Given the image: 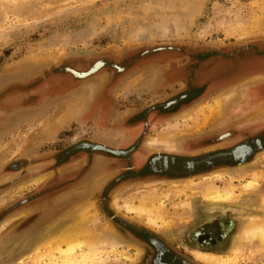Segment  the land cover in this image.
Wrapping results in <instances>:
<instances>
[{
    "label": "rangeland",
    "instance_id": "374dc122",
    "mask_svg": "<svg viewBox=\"0 0 264 264\" xmlns=\"http://www.w3.org/2000/svg\"><path fill=\"white\" fill-rule=\"evenodd\" d=\"M198 52L264 62V0H0V264H149L153 249L134 240L125 224L172 246L187 264H264V243L233 248L247 217L264 219V151L233 167L180 179L122 183L118 169L108 168L123 152L125 118L150 122L141 131L146 151L162 137L180 150L183 138L215 134L211 129L233 113L231 104L264 81V73L246 77L251 81L241 79L157 122L175 93L148 82L168 56ZM101 60L113 68H102ZM116 65L129 72L112 86L105 125L85 119ZM233 93L221 112L215 97ZM261 106L240 123L264 121L257 114ZM75 171L80 174L73 182ZM248 179L255 187L242 189ZM206 185L231 189L236 198L210 202L200 191ZM142 199L163 201L168 216L152 226L121 207ZM88 200L86 228L114 237L115 247L84 248L65 260L54 251L52 261L44 248L32 251L70 225V213Z\"/></svg>",
    "mask_w": 264,
    "mask_h": 264
},
{
    "label": "flooded vegetation",
    "instance_id": "af4514ba",
    "mask_svg": "<svg viewBox=\"0 0 264 264\" xmlns=\"http://www.w3.org/2000/svg\"><path fill=\"white\" fill-rule=\"evenodd\" d=\"M145 57V55L141 56V58ZM166 59L168 63L160 64L157 76L148 82L154 89L169 85L175 93L167 100L170 105L169 112L162 119L156 120L157 122L173 116L178 110L195 104L219 89L233 85L246 77L264 73V62H256L253 59L240 61L209 57L202 56L201 52L172 55ZM100 62L104 64L102 68L109 67L107 65L110 63L109 61L101 60ZM146 62H154V59ZM116 67L120 71L115 69L114 71L117 73H113L110 77L109 86L106 87V84L97 93L85 119L92 120L94 118V120L97 119L98 124L105 125V113L112 103L110 94L112 86L121 83L123 76L129 72V68L127 69L126 66L116 65ZM109 68H113V66ZM78 72L82 73L83 71ZM160 72L161 74H159ZM93 74L95 75V72ZM92 76L90 73L87 77ZM63 83L66 84L67 81ZM261 105H264V81L248 86L243 96L231 104L233 113L221 118L222 120L211 129L210 132L215 134L208 133L205 138L196 140L183 138L179 143L180 150L159 149L158 147L146 151L147 148L143 145L146 137L141 131L145 124L149 125L150 122L135 117L125 118L122 126L129 134L123 139L124 146L121 147L123 152L115 163L117 165L107 167L111 170L118 169L120 182L123 183L143 179L188 178L194 174L223 167H233L241 162L250 161L264 151V121L247 120L246 123H240V121L245 114L250 117V112ZM96 115L98 118L95 117ZM155 123L152 122V125ZM243 144L249 147V151L245 155L236 157L234 152ZM92 145L93 148L98 146V148L107 149L104 145ZM75 158L77 156L72 157L71 160ZM107 167L105 171L108 170ZM79 174L78 171L73 173L75 175L72 177L73 182L78 180L76 177ZM44 203L45 201L42 204ZM124 226L134 240L149 245L153 249V256L149 264H187L180 258L181 252L150 232L133 225L125 224Z\"/></svg>",
    "mask_w": 264,
    "mask_h": 264
},
{
    "label": "bare ground",
    "instance_id": "6f19581e",
    "mask_svg": "<svg viewBox=\"0 0 264 264\" xmlns=\"http://www.w3.org/2000/svg\"><path fill=\"white\" fill-rule=\"evenodd\" d=\"M97 63L95 64V67L100 65ZM248 81H251V78H246L244 80V82H248ZM228 94H223L215 97V102L218 106V109L221 112H223L226 109V107H228L230 99L233 100L236 93H233L231 95ZM207 107L211 110L213 109L212 106L210 105H208ZM260 110L264 112V106H261ZM187 115L188 114H186L185 116ZM162 140L165 142H163ZM162 140H160L161 143L157 142L156 145L154 143L149 142L151 140L149 141L147 140V143L149 142V145H152L155 148L162 147L164 149H177L178 143L177 145L176 143L173 144L170 141H166L165 139H163V137ZM248 151H249V147L243 144L242 146H239L237 148L236 153L239 155H245V153H247ZM215 174L218 175L221 173H215ZM255 184H256L255 180L248 179L244 183H242V189H250V188L252 189L255 187ZM200 191L203 193L204 197H206L210 202L217 204L231 202L236 198V196H234L233 191L231 189L220 188L217 187L216 185H206L203 188H201ZM92 204H93L92 200H88L81 206H78L76 209L74 208L75 210L70 213L72 223L64 228L61 229L58 228L52 235L39 241L32 251L36 252L44 248L49 254L48 260L52 261L53 257L55 256V254L53 253L54 251L60 258L65 260L68 257H72L76 259L77 258L76 253L82 251L84 248H86L88 251H91L95 246L104 245V244L109 245L111 247H115L118 242L114 239V237L99 236L96 235L93 231H90L86 228V223L87 221H89L88 218L90 213L87 212V208L92 207ZM262 205H264V202H262ZM121 207L125 211L132 213L138 222L144 221L148 225H152V226L159 225V221L164 220V218L168 216V211L165 208L163 201L161 200L142 199L138 203H125ZM247 218L248 220L244 222V224H241L242 226L237 231L236 239L233 242V246H234L233 248L235 251L247 245L257 246L259 242L264 243V219L259 217L257 214L250 215ZM234 225L235 224H233L230 227L229 229L230 232L234 230L235 227ZM124 257L126 259L129 258V256L126 255Z\"/></svg>",
    "mask_w": 264,
    "mask_h": 264
},
{
    "label": "crops",
    "instance_id": "0c3cea01",
    "mask_svg": "<svg viewBox=\"0 0 264 264\" xmlns=\"http://www.w3.org/2000/svg\"><path fill=\"white\" fill-rule=\"evenodd\" d=\"M257 114L261 115V116H264V112H260V111H257ZM261 153V152H260Z\"/></svg>",
    "mask_w": 264,
    "mask_h": 264
},
{
    "label": "water",
    "instance_id": "95a60500",
    "mask_svg": "<svg viewBox=\"0 0 264 264\" xmlns=\"http://www.w3.org/2000/svg\"><path fill=\"white\" fill-rule=\"evenodd\" d=\"M234 155H235L236 157H239V154H237L236 152H234Z\"/></svg>",
    "mask_w": 264,
    "mask_h": 264
}]
</instances>
